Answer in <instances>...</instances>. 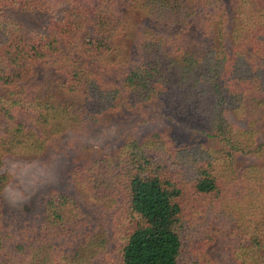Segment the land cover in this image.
<instances>
[{
  "label": "trees",
  "instance_id": "trees-1",
  "mask_svg": "<svg viewBox=\"0 0 264 264\" xmlns=\"http://www.w3.org/2000/svg\"><path fill=\"white\" fill-rule=\"evenodd\" d=\"M125 1L167 33L143 30L139 57L115 83L89 67L130 28L115 0H0L62 8L32 37L0 21V216L6 158L42 157L107 115L154 101L194 106L215 143L154 132L87 159L72 174L76 197L52 191L44 200L47 223L69 237L66 248L33 245L24 257L1 259L0 220V264H213L205 250L226 230L239 238L229 264H264V0H233L231 11L223 0ZM192 24L211 40L199 56L176 40ZM87 27L91 36L80 41ZM36 67L62 78L51 88L33 79ZM86 205L109 212L115 229L99 258Z\"/></svg>",
  "mask_w": 264,
  "mask_h": 264
},
{
  "label": "rangeland",
  "instance_id": "rangeland-1",
  "mask_svg": "<svg viewBox=\"0 0 264 264\" xmlns=\"http://www.w3.org/2000/svg\"><path fill=\"white\" fill-rule=\"evenodd\" d=\"M115 3L128 17L130 28L125 29L117 38L116 49L112 53L104 56L101 61L89 60V67L95 73H102L106 79L117 83L131 62L139 57L136 44L143 30L152 29L163 35L167 31L164 27H157L154 22L135 13L129 8L127 1L115 0ZM223 3L228 11L233 10V0H223ZM61 9L59 6L52 11L0 6V21L12 22L23 35L32 37L45 33L48 21L59 17ZM199 28L192 24L185 32L180 31L176 39L193 56L205 52L211 42L200 33ZM172 31L178 32L175 29H171ZM91 33V28L87 27L80 34L79 40L89 38ZM227 43H230L229 38ZM72 57L78 59V54L73 52ZM59 78L62 77L51 68L45 72L37 68L33 76L34 80L51 85V88ZM1 92L3 91L0 90ZM262 128L264 131V123ZM154 132H163L170 139L182 143L195 141L210 145L215 143V140L209 137L204 118L194 106L184 105L179 108L165 101H154L147 103L142 111L125 109L107 115L101 119L97 127H89L85 133L76 135L78 138L75 140L71 139L72 135L68 132L61 137L57 148L49 149L42 157L6 158L3 170H7L8 180L2 190L0 216L5 253L1 255V259L12 256L24 257L29 254L33 245L42 244L41 250H46L49 246L53 249L66 248L68 244L66 242L69 240L66 233L59 228L60 226L47 223L44 200L50 192L58 191L76 197L72 174L84 161L115 149L127 139H140ZM245 161L246 158H241L239 163ZM84 209L89 218L90 229L96 232L94 239L96 245L91 249L97 251L99 258L114 245L112 238L115 233L114 225L109 212L93 205H86ZM209 229L217 230V227L210 223ZM215 234L214 244L205 250V254L213 264H229L231 251L239 242V238L227 230ZM97 245L99 247H96ZM21 247L23 249L19 252Z\"/></svg>",
  "mask_w": 264,
  "mask_h": 264
}]
</instances>
